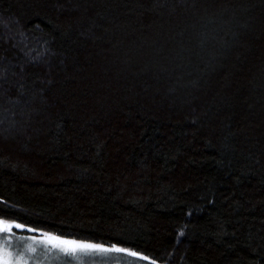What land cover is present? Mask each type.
<instances>
[{"label":"trees","instance_id":"1","mask_svg":"<svg viewBox=\"0 0 264 264\" xmlns=\"http://www.w3.org/2000/svg\"><path fill=\"white\" fill-rule=\"evenodd\" d=\"M0 219L264 264V0H0Z\"/></svg>","mask_w":264,"mask_h":264},{"label":"snow or ice","instance_id":"2","mask_svg":"<svg viewBox=\"0 0 264 264\" xmlns=\"http://www.w3.org/2000/svg\"><path fill=\"white\" fill-rule=\"evenodd\" d=\"M14 227L24 228L25 225L0 219V234L7 233L6 236L0 239V264H30V261H35V264H43L35 255L38 252L37 244L49 246L45 250V256L55 249V257H50L53 259H61L62 257L79 259L83 254L109 251L103 244L72 239L52 233H45L41 237L33 236L27 238L30 242L25 243L23 250H21V238L15 237ZM13 239L16 240L15 245L13 244Z\"/></svg>","mask_w":264,"mask_h":264},{"label":"rangeland","instance_id":"3","mask_svg":"<svg viewBox=\"0 0 264 264\" xmlns=\"http://www.w3.org/2000/svg\"><path fill=\"white\" fill-rule=\"evenodd\" d=\"M14 232V231H13ZM15 237H20V246L21 250H23V245L27 242L29 237H41L44 234L39 235H23L14 232ZM7 233L0 234V239L6 236ZM13 244H16V240L13 239ZM38 248V252L35 254L39 260L43 262V264H144L142 263V259L135 258L136 255L128 254L123 250H117L108 248L109 251L105 252H94L89 254H83L80 256L79 259L72 258V257H62L61 259H53L50 257H55L56 250L53 249L51 252L45 256V250L49 247L47 245H36ZM30 264H35V261H30Z\"/></svg>","mask_w":264,"mask_h":264}]
</instances>
